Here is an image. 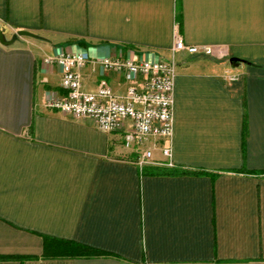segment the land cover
I'll use <instances>...</instances> for the list:
<instances>
[{
  "label": "crops",
  "instance_id": "obj_1",
  "mask_svg": "<svg viewBox=\"0 0 264 264\" xmlns=\"http://www.w3.org/2000/svg\"><path fill=\"white\" fill-rule=\"evenodd\" d=\"M0 26L39 35L0 42V264H264V0H0ZM177 31L214 53L174 51ZM61 51L89 57L84 90L106 78L118 95L144 79L101 59L177 61L152 163L123 130L47 106L66 94L43 61Z\"/></svg>",
  "mask_w": 264,
  "mask_h": 264
},
{
  "label": "built area",
  "instance_id": "obj_2",
  "mask_svg": "<svg viewBox=\"0 0 264 264\" xmlns=\"http://www.w3.org/2000/svg\"><path fill=\"white\" fill-rule=\"evenodd\" d=\"M173 50L207 56L214 53L210 45L187 44L178 31ZM43 61L49 66L61 67V84L66 91L65 95L50 97L47 106L75 118H93L104 132L123 130L124 144L138 154L136 163L141 168L153 162L154 150L161 140L171 141L178 70L174 58L156 61L122 57L101 59L100 64L107 70L144 79L142 88L132 84L124 95H118L106 78L99 81L96 91L83 89L81 69L90 61L85 52L61 51ZM161 149L166 157L172 155L171 144Z\"/></svg>",
  "mask_w": 264,
  "mask_h": 264
},
{
  "label": "trees",
  "instance_id": "obj_3",
  "mask_svg": "<svg viewBox=\"0 0 264 264\" xmlns=\"http://www.w3.org/2000/svg\"><path fill=\"white\" fill-rule=\"evenodd\" d=\"M60 245V249L64 251L65 254L75 255V256H94V255H103L104 252L96 248L78 243L73 241H61L53 239L50 237L46 238L45 241V250H50L54 248V245ZM59 249V248H58Z\"/></svg>",
  "mask_w": 264,
  "mask_h": 264
},
{
  "label": "water",
  "instance_id": "obj_4",
  "mask_svg": "<svg viewBox=\"0 0 264 264\" xmlns=\"http://www.w3.org/2000/svg\"><path fill=\"white\" fill-rule=\"evenodd\" d=\"M19 36H30V37H39V35L28 31V30H19L17 33H15L10 39L6 37V34L4 33L3 29L0 26V42L4 45H10L15 42L16 38Z\"/></svg>",
  "mask_w": 264,
  "mask_h": 264
}]
</instances>
